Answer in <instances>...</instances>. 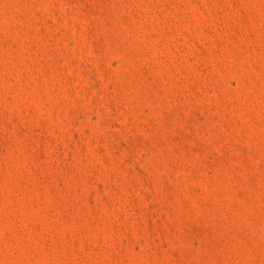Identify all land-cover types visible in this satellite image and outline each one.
<instances>
[{
  "label": "rangeland",
  "instance_id": "obj_1",
  "mask_svg": "<svg viewBox=\"0 0 264 264\" xmlns=\"http://www.w3.org/2000/svg\"><path fill=\"white\" fill-rule=\"evenodd\" d=\"M0 264H264V0H0Z\"/></svg>",
  "mask_w": 264,
  "mask_h": 264
}]
</instances>
